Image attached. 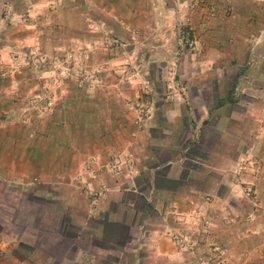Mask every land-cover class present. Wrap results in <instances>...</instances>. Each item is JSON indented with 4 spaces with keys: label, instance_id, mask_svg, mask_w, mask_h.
I'll return each mask as SVG.
<instances>
[{
    "label": "crops",
    "instance_id": "0c3cea01",
    "mask_svg": "<svg viewBox=\"0 0 264 264\" xmlns=\"http://www.w3.org/2000/svg\"><path fill=\"white\" fill-rule=\"evenodd\" d=\"M54 1L0 0V65L16 64L41 34L47 54L95 39L117 38L120 46L115 58L100 51L87 63L100 71L98 89L69 83L47 112L27 120L21 98L36 92L34 76L0 70V186L39 207L20 222L32 225V243L44 226L69 253L62 264H194L210 245L223 248L225 264H259L264 0H200L188 11L190 0H58L47 18L32 13ZM187 29L205 44L200 56L179 45ZM114 63L132 64L150 90L139 126L142 97L117 82ZM171 71L177 92L165 98ZM240 165L247 169L236 178ZM79 179L102 195L87 199ZM245 185L254 196L240 195ZM13 209L0 202V210ZM191 211L209 226L187 219ZM7 219L1 214L0 225ZM171 232L187 234L196 250L179 249ZM20 237L1 233L0 264H53L42 250L47 239L22 255Z\"/></svg>",
    "mask_w": 264,
    "mask_h": 264
},
{
    "label": "rangeland",
    "instance_id": "374dc122",
    "mask_svg": "<svg viewBox=\"0 0 264 264\" xmlns=\"http://www.w3.org/2000/svg\"><path fill=\"white\" fill-rule=\"evenodd\" d=\"M46 11L40 12L37 8L32 13L38 15V17L45 19L48 17L49 13L61 7L62 3L58 0L47 4ZM200 5V0H190L185 4L186 10H192ZM28 14V11L26 12ZM30 13V12H29ZM26 15V14H25ZM27 16V15H26ZM177 18L180 15L177 14ZM188 33L181 35L179 37V45L187 50L190 54L195 56H200L205 50V44L202 41L196 40L192 37L191 29H187ZM135 34V33H134ZM45 34H41L39 39L33 46H30L25 55L18 59L16 64L13 65H0V70L5 71L7 74L23 75L26 73H31L36 80V92L31 96L23 97L21 100L24 104V114L25 119H29V113L35 112L37 115L43 114L48 111L52 106V103L58 98V95L62 93L68 84L70 83L76 90L84 91L87 93H92L101 86L103 81L99 70H90L87 63L93 59L98 52L102 51L108 59L115 58L117 49L120 46V42L117 38L109 39H95L84 43L80 47L69 48L64 50H54L53 52L47 54L42 50L41 40ZM191 44V46L189 45ZM108 60V61H109ZM107 61V62H108ZM110 63H104L103 68H109ZM113 75L119 84L132 86L137 89L142 97L143 103L139 105L137 117L133 120L134 126H139L143 119H146L149 115L148 106L150 103V90L145 85V83L139 79L137 70L132 64L127 63H114L112 65ZM177 92V86L174 82V77L172 71L167 75L164 82V97L169 98L173 93ZM17 97V96H16ZM18 98V97H17ZM143 113L146 115L144 116ZM262 123H264V115L261 118ZM137 122L136 124L134 122ZM120 152H117L114 157L109 160L108 166L113 159L117 158ZM248 172H251L250 169ZM232 174L238 178L235 171ZM239 180V179H238ZM236 180V181H238ZM78 189L87 199L95 198L88 194L89 191L93 189L87 187L84 181L79 179ZM10 188L5 186H0V202L5 203L7 206L13 205L15 209L13 210H0V215H5L8 218L6 225H0V235L6 232H22L21 241L23 242L22 248H19V252L22 255H26L32 245V240L30 239L32 225L28 223L24 224L21 221H26L30 219L36 212L37 216L40 214L39 207L31 205V200L29 201L26 195L18 196ZM240 195L244 198H250L254 196L253 190L250 185H245L241 190ZM24 206V207H22ZM256 206V205H255ZM261 218H263L264 223V210ZM44 213L41 215L43 216ZM13 221V223H12ZM196 229L199 227L195 224ZM34 227V226H33ZM34 230V229H32ZM44 226H38L37 244L44 246L48 240L49 247L45 246L42 248L44 254L47 252L49 256H52L53 264L66 263V257L69 254L68 251L63 250L61 244L58 242H50V238L46 236ZM198 231V230H197ZM196 233V232H195ZM194 233V234H195ZM255 236L258 237V247L257 258L259 264H264V224L258 232H253ZM41 243V244H40ZM37 244H33L35 247H39ZM54 244V245H53ZM66 244V241H64ZM59 245V248H56ZM198 246L197 242H191L188 238V245L186 251H195ZM63 251V252H62ZM207 252L200 253L195 257L194 264H225V251L221 246L210 245Z\"/></svg>",
    "mask_w": 264,
    "mask_h": 264
},
{
    "label": "built area",
    "instance_id": "2783aa9c",
    "mask_svg": "<svg viewBox=\"0 0 264 264\" xmlns=\"http://www.w3.org/2000/svg\"><path fill=\"white\" fill-rule=\"evenodd\" d=\"M191 46V44L189 43ZM145 116L146 114L143 113ZM135 124L137 123L136 121L134 122ZM120 164L118 158H115L110 162V165L108 166L111 172H116L118 169V165ZM246 166L240 165L237 167V171H235L236 175H239L242 171L246 170ZM103 188L98 189L95 191L94 189L92 191H89L88 194L92 197H98L99 195H102ZM187 219H189L191 222H196L201 225V227H207L209 226V220L207 217L203 216L200 214L198 211H191L187 214ZM169 237L173 241L175 245L179 247V249L186 250L187 245H188V235L187 234H181L179 232H171L169 234ZM264 239V236H263Z\"/></svg>",
    "mask_w": 264,
    "mask_h": 264
}]
</instances>
